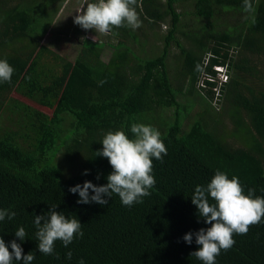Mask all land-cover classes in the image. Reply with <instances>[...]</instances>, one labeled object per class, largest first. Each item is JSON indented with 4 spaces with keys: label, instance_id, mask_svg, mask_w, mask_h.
I'll use <instances>...</instances> for the list:
<instances>
[{
    "label": "trees",
    "instance_id": "1",
    "mask_svg": "<svg viewBox=\"0 0 264 264\" xmlns=\"http://www.w3.org/2000/svg\"><path fill=\"white\" fill-rule=\"evenodd\" d=\"M63 1L0 0V59L15 70L11 83H0V209L16 212L0 221V236L10 251L15 239L24 255L33 252L32 264H203L191 256L200 247L195 235L191 245L183 240L211 227L192 203L195 188L219 169L238 176L245 194L264 196V0H251L250 13L243 0H137L141 26L104 34L121 39L107 61L103 40H80L73 61L41 43ZM157 39L160 46L150 42ZM217 66L229 78L221 85ZM217 90L218 110L205 97ZM181 96H190L188 105ZM195 103L202 110L190 118ZM133 123L154 126L167 148L163 161L153 158L151 195L130 207L117 194L103 206L77 203L70 187L105 185L113 171L95 153L104 135L123 130L133 138ZM51 205L79 219L84 236L67 248L56 241L49 256L38 251L34 216ZM21 226L23 241L15 236ZM233 238L216 264H264V218Z\"/></svg>",
    "mask_w": 264,
    "mask_h": 264
},
{
    "label": "clouds",
    "instance_id": "2",
    "mask_svg": "<svg viewBox=\"0 0 264 264\" xmlns=\"http://www.w3.org/2000/svg\"><path fill=\"white\" fill-rule=\"evenodd\" d=\"M136 6L137 0H96L87 3L86 8L78 12L74 23L85 30L93 29L103 34H107L113 27L135 30L141 26ZM243 8L246 13L254 11L251 0H243ZM222 69L218 66L215 68L217 72ZM14 71L7 59H0V83H11ZM130 131L133 138H129L123 130L109 131L104 135L103 149L95 153L96 156L107 158L113 171L107 176L108 183L105 185L97 186L86 181L83 185L70 187L71 193L79 194L77 203H97L103 206L109 203L105 197L112 198L113 194H117L122 204L130 207L143 203L142 198L151 195L150 189L156 184L153 158L163 161L167 148L160 131L152 125L133 123ZM84 174L89 173L85 170ZM90 190L94 194L90 195ZM191 200L198 209L199 217L211 227L201 228L195 233L189 232L183 240L191 245L195 235V242L200 247L191 256L203 264H216V257L221 250L227 251L234 246V234L246 235L250 226L261 223L264 218V196H256L255 189H249L245 194L238 176L229 179L219 169L207 186L195 188ZM57 208V205H51L48 212L34 216L38 251L44 255L55 254L56 241H62L67 248L77 236H84L80 220L75 216L69 218L64 212L57 211ZM15 216L14 211L0 209V221L6 217L11 220ZM26 235L22 226L15 231V236L21 241L25 240ZM10 247L12 251L0 236V264H13V261L32 264L35 259L33 252L24 255L23 248L15 239L11 241ZM72 257L73 253L69 250L66 259L71 260ZM56 258L59 259L58 254ZM79 264H85V261L81 259Z\"/></svg>",
    "mask_w": 264,
    "mask_h": 264
},
{
    "label": "rangeland",
    "instance_id": "3",
    "mask_svg": "<svg viewBox=\"0 0 264 264\" xmlns=\"http://www.w3.org/2000/svg\"><path fill=\"white\" fill-rule=\"evenodd\" d=\"M92 2H96V0H65L63 1V4L60 7V10L57 11V13L55 14L53 18V23H52L50 30L48 31L46 36L42 39L41 43L44 44L47 48H49L51 51L67 58L70 61H73L76 55H78L79 53L80 40L84 38H89L93 41L103 40V41H106V46H105L104 53H103V60L107 61L111 54V50H112L111 47L113 45H118L121 42L120 33L116 32L115 34H109L107 38L103 33L96 32L93 29L85 30L81 26L74 23V17L76 15H79L78 12H82L83 9L86 8L87 3H92ZM54 4L55 5L52 6V9H54V6L59 5V3L57 2H55ZM186 8L187 7L180 6L178 10L183 13L187 11ZM186 15L185 16L187 18L188 14ZM165 28L166 27L162 26L160 28V31L165 32L166 31ZM150 42L154 43L157 46L161 45L159 39H157L156 41L152 40ZM171 51L172 53L168 60L169 66L171 68L169 69V72L171 73V75L173 74V77L175 80L176 75L178 73V69H177V66L175 67V64L173 62L174 61L173 57L175 56L177 50L173 48ZM259 68L264 73V66H263L262 61H260ZM217 75L218 76L217 78H215V80L218 81L219 85L223 84V82L228 81L229 79L227 78L228 76L224 77L223 70H219V72H217ZM202 87H205V85L201 82L196 85V89L199 92H202L203 94V91L201 90ZM14 97L18 98L19 100L25 103L31 104L28 100H26L25 98H22L21 96L14 94ZM205 97H206L207 103L209 104L210 108L212 109L214 108L218 110L222 107L223 99L219 98L218 90L214 92L212 99H209L206 96V94H205ZM189 98L190 96L189 97L181 96L179 98V101L183 105H186L187 103L189 104V102L187 101L189 100ZM201 110H202L201 106L195 103L194 109L188 114V116L190 118L197 116V113Z\"/></svg>",
    "mask_w": 264,
    "mask_h": 264
},
{
    "label": "built area",
    "instance_id": "4",
    "mask_svg": "<svg viewBox=\"0 0 264 264\" xmlns=\"http://www.w3.org/2000/svg\"><path fill=\"white\" fill-rule=\"evenodd\" d=\"M220 69H221V68H220ZM222 70H223L224 77H227V75H226L224 69H222ZM226 79H227V78H226Z\"/></svg>",
    "mask_w": 264,
    "mask_h": 264
}]
</instances>
